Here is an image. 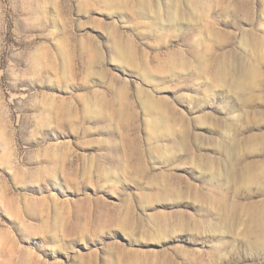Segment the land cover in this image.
I'll list each match as a JSON object with an SVG mask.
<instances>
[{"label": "rangeland", "instance_id": "rangeland-1", "mask_svg": "<svg viewBox=\"0 0 264 264\" xmlns=\"http://www.w3.org/2000/svg\"><path fill=\"white\" fill-rule=\"evenodd\" d=\"M0 264H264V0H0Z\"/></svg>", "mask_w": 264, "mask_h": 264}]
</instances>
